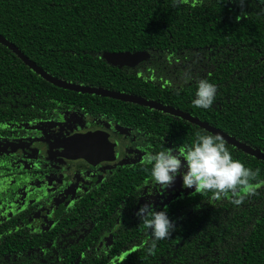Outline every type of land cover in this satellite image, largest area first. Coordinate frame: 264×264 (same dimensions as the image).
I'll use <instances>...</instances> for the list:
<instances>
[{
  "label": "trees",
  "instance_id": "16d2710c",
  "mask_svg": "<svg viewBox=\"0 0 264 264\" xmlns=\"http://www.w3.org/2000/svg\"><path fill=\"white\" fill-rule=\"evenodd\" d=\"M0 35L54 77L179 109L264 153V0H182L175 7L171 0H0ZM136 51L149 57L132 68L102 58L104 52ZM200 79L216 85L209 109L191 103ZM79 101L111 109L127 124L157 127L141 130L160 135L165 148L179 150L197 132L211 134L162 111L58 88L0 44V120H9L14 109L38 116ZM225 146L256 173L248 187L219 199L201 191L166 209L176 229L150 254V232L138 228L141 242H127L133 233L124 230L125 243L107 254L94 245L60 248L0 238V264H76L82 249L93 251L94 264H264V161Z\"/></svg>",
  "mask_w": 264,
  "mask_h": 264
},
{
  "label": "flooded vegetation",
  "instance_id": "af4514ba",
  "mask_svg": "<svg viewBox=\"0 0 264 264\" xmlns=\"http://www.w3.org/2000/svg\"><path fill=\"white\" fill-rule=\"evenodd\" d=\"M13 112L0 120V238L60 248L94 245L107 254L125 243L124 230L133 233L127 242L143 240L137 233L146 229L136 215L141 205L173 209L199 193L183 189L179 176L166 189L152 181L144 157L162 149L161 136L141 129L157 127L127 124L87 101L61 102L38 116L31 109ZM172 145L166 146L177 149ZM81 252L88 264L96 262L92 250Z\"/></svg>",
  "mask_w": 264,
  "mask_h": 264
},
{
  "label": "clouds",
  "instance_id": "9594fccd",
  "mask_svg": "<svg viewBox=\"0 0 264 264\" xmlns=\"http://www.w3.org/2000/svg\"><path fill=\"white\" fill-rule=\"evenodd\" d=\"M175 7L182 0H171ZM216 85L207 79L197 82L191 103L199 109H209L216 96ZM150 165L149 175L161 189L168 188L177 178L181 179L183 189L194 192H211L219 199L238 187L247 188L256 173L245 167L239 160L233 159L225 146V140L219 134H200L197 132L190 145L179 150L162 147L161 150L148 152L144 157ZM233 203L239 204L240 200ZM137 217L149 230L151 242L146 248L149 254L156 241L167 239L176 229V225L167 215V211H157L151 204L141 205Z\"/></svg>",
  "mask_w": 264,
  "mask_h": 264
},
{
  "label": "water",
  "instance_id": "95a60500",
  "mask_svg": "<svg viewBox=\"0 0 264 264\" xmlns=\"http://www.w3.org/2000/svg\"><path fill=\"white\" fill-rule=\"evenodd\" d=\"M0 44L10 49L27 67L33 70L37 75H39L42 79L47 81L48 83L64 89L74 91L80 94H90L97 95L101 97L111 98L114 100H119L123 102H128L132 104H137L141 106H145L154 110L162 111L166 114L173 115L179 117L187 122H190L205 131L211 133L212 135L219 134L227 144L241 150L242 152L255 157L260 161H264V153L260 149H254L248 146L245 143L240 142L235 137L228 135L222 130L210 125L209 123L200 120L197 117L190 115L187 112L181 111L179 109L163 105L154 100H148L143 97L130 95L127 93H121L116 91H111L103 88H95L91 86H83L80 84H74L71 82H67L58 77H54L44 71L41 67H39L36 63L30 60L25 54H23L13 43L8 41L4 36L0 35ZM149 57V53L146 51H136V52H104L102 54V58L110 65L117 67H135L141 62L147 60Z\"/></svg>",
  "mask_w": 264,
  "mask_h": 264
}]
</instances>
